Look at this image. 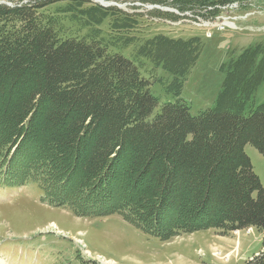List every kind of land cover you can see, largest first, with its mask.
Wrapping results in <instances>:
<instances>
[{"label": "trees", "instance_id": "16d2710c", "mask_svg": "<svg viewBox=\"0 0 264 264\" xmlns=\"http://www.w3.org/2000/svg\"><path fill=\"white\" fill-rule=\"evenodd\" d=\"M55 2L0 4V95L6 88L16 94L0 130V183L15 187L35 178L46 187L56 183L62 197L48 192L47 198L75 214L100 202L108 205L105 211L122 205L162 238L208 227L264 229V185L245 152L252 144L264 155V102L253 104L264 82V42L245 47L223 65L216 104L193 115L181 95L201 55L199 36L156 35L141 46L144 56L167 72L162 79L174 76L165 89L175 99L161 103L139 65L113 50L133 37L63 36L58 19L44 11ZM89 10L94 17L79 18L87 27L123 14L100 5ZM36 127L51 131V141L34 140ZM125 151L130 152L125 173L148 176L139 192L156 202L142 203L130 181L124 184H131L130 193L123 189L124 168L114 169ZM89 197L91 203L83 205ZM187 202L195 213L205 209L209 216L178 215L164 227L162 213ZM217 207L224 213L214 219ZM247 264H264V250Z\"/></svg>", "mask_w": 264, "mask_h": 264}, {"label": "rangeland", "instance_id": "374dc122", "mask_svg": "<svg viewBox=\"0 0 264 264\" xmlns=\"http://www.w3.org/2000/svg\"><path fill=\"white\" fill-rule=\"evenodd\" d=\"M37 1L41 0H0V4L14 7ZM103 2L110 5L104 6L95 0L77 3L59 0L44 11L58 19L63 36L100 35L104 41L111 36L125 41L133 37V42L113 50L132 58L139 65L141 72L154 82L152 90L161 103L175 99L165 89L174 76L162 79L167 72L162 65L145 57L141 46L156 35L181 39L199 36L201 55L188 73L181 95L193 115L216 104L226 75L223 65L237 58L245 47L264 42V0H216L207 5L200 0ZM95 5L120 10L123 14H110L98 25L87 27L79 18L94 17L89 9ZM232 22L237 28H232ZM112 26L121 28L114 31ZM10 92L6 88L0 95V130L3 119L12 109L11 101L16 99V94ZM263 102L264 82L259 86L253 104L256 106ZM31 136L38 143L50 142L52 132H42L36 127ZM245 152L264 185V155L252 144L246 145ZM129 157L130 152L125 151L114 169L121 172L124 168L123 189L128 187L130 193V185L137 184L135 196L143 197L142 203L156 202L152 195L139 192L147 187L148 176L134 178L125 173L130 170ZM77 173H83L82 169ZM126 181L131 184L125 186ZM41 183V178L29 179L15 187L0 183V264H247L264 250L262 228L208 227L192 232H175L162 238L153 230L147 231L137 219L138 215L131 214L122 205L113 204L105 211L106 203L104 207H101L102 202L96 203L86 206L92 210L84 207L83 215L73 213L68 205H53L47 193L60 197L63 194L60 186L54 183L46 187ZM75 196L70 194L76 199ZM91 201L92 197H89L82 203L87 205ZM177 207L162 213V225L178 215L203 220L209 216L205 209L195 213L190 202L185 207ZM223 213V208L217 207L210 217Z\"/></svg>", "mask_w": 264, "mask_h": 264}, {"label": "water", "instance_id": "95a60500", "mask_svg": "<svg viewBox=\"0 0 264 264\" xmlns=\"http://www.w3.org/2000/svg\"><path fill=\"white\" fill-rule=\"evenodd\" d=\"M96 1V0H95ZM96 2H98V1H96ZM100 4H102V5H104V6H107V5H110V4H108V3H104L103 1H101V2H99Z\"/></svg>", "mask_w": 264, "mask_h": 264}, {"label": "built area", "instance_id": "2783aa9c", "mask_svg": "<svg viewBox=\"0 0 264 264\" xmlns=\"http://www.w3.org/2000/svg\"><path fill=\"white\" fill-rule=\"evenodd\" d=\"M232 24H233V26H234V27H232V28H237V27H235V26H236V24H235V23H233V22H232ZM223 28H225V27H223Z\"/></svg>", "mask_w": 264, "mask_h": 264}, {"label": "bare ground", "instance_id": "6f19581e", "mask_svg": "<svg viewBox=\"0 0 264 264\" xmlns=\"http://www.w3.org/2000/svg\"><path fill=\"white\" fill-rule=\"evenodd\" d=\"M96 1H98V2H101V1H103V0H96ZM105 2V1H104ZM231 22H228V24H230Z\"/></svg>", "mask_w": 264, "mask_h": 264}]
</instances>
